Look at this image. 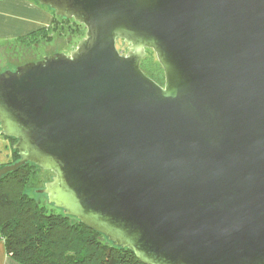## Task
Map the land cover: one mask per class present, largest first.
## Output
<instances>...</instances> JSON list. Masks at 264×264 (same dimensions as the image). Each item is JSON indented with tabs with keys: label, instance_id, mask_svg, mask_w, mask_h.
<instances>
[{
	"label": "water",
	"instance_id": "obj_1",
	"mask_svg": "<svg viewBox=\"0 0 264 264\" xmlns=\"http://www.w3.org/2000/svg\"><path fill=\"white\" fill-rule=\"evenodd\" d=\"M37 1L86 35L0 73V179L52 172L36 191L144 264H264V0Z\"/></svg>",
	"mask_w": 264,
	"mask_h": 264
},
{
	"label": "trees",
	"instance_id": "obj_2",
	"mask_svg": "<svg viewBox=\"0 0 264 264\" xmlns=\"http://www.w3.org/2000/svg\"><path fill=\"white\" fill-rule=\"evenodd\" d=\"M85 35L83 24L54 13L49 26L16 38L12 45L20 49L49 44L51 40L73 38L78 42ZM141 69L164 85V70L149 52L141 62ZM8 139L13 146L16 139ZM13 155L11 163L20 159L17 150L13 149ZM48 173L53 174L27 163L0 179V237L15 261L20 264H144L132 250L116 246L103 234L65 215L62 210L50 212L46 204L32 195L31 191L44 188L50 181L51 177L48 180L45 176ZM41 194L47 200V195Z\"/></svg>",
	"mask_w": 264,
	"mask_h": 264
},
{
	"label": "crops",
	"instance_id": "obj_3",
	"mask_svg": "<svg viewBox=\"0 0 264 264\" xmlns=\"http://www.w3.org/2000/svg\"><path fill=\"white\" fill-rule=\"evenodd\" d=\"M53 18L54 12L35 0H0V41L9 44L20 36L49 26ZM13 159V146L0 129V166ZM0 264H20L8 254L1 237Z\"/></svg>",
	"mask_w": 264,
	"mask_h": 264
},
{
	"label": "rangeland",
	"instance_id": "obj_4",
	"mask_svg": "<svg viewBox=\"0 0 264 264\" xmlns=\"http://www.w3.org/2000/svg\"><path fill=\"white\" fill-rule=\"evenodd\" d=\"M43 6V5H42ZM45 8L51 10V8L45 6ZM67 40H57L56 42H54L53 40L49 41L50 43L47 45V46H44V45H40V47L37 48V56L38 57H42L44 55H48L49 53L51 52H55V51H64V49H67V48H70V46L67 45V48H65L66 46H64V43L66 42ZM8 42H4V41H0V46H4V48H1L0 49V73L4 70H8V69H15L17 64L20 62V61H16V62H13L14 60L12 59V61L9 60V56H12V58L16 59V58H19L20 60H25L26 58H24V55L22 54H15L14 51L18 48L16 47H13V41H10V45L8 46L7 44ZM7 45V46H6ZM63 45V46H62ZM7 47V48H6ZM117 47L120 51H124V52H127L128 51V47L125 43H123L122 41H118L117 43ZM150 53V55L157 59V56L155 54V52L153 51H147ZM14 53V54H13ZM8 58V59H7ZM27 60V59H26ZM21 61V62H22ZM47 177V179L49 180V178L51 177V173H48L45 175ZM51 180V179H50ZM36 190H39V189H36ZM41 190V189H40ZM31 191V190H30ZM31 194L32 195H35L37 198H39L42 202V204H46L48 209L50 210V212H55V213H60L61 212V209L57 208L56 206H54L53 204H50L48 202V198L47 200L42 197L40 191H31Z\"/></svg>",
	"mask_w": 264,
	"mask_h": 264
},
{
	"label": "flooded vegetation",
	"instance_id": "obj_5",
	"mask_svg": "<svg viewBox=\"0 0 264 264\" xmlns=\"http://www.w3.org/2000/svg\"><path fill=\"white\" fill-rule=\"evenodd\" d=\"M83 39V38H82ZM81 39V40H82ZM81 40H79L78 42L76 41V40H74L73 38H70L68 41H66L65 43H64V46H66L65 48H67V45L68 46H70V48H67V49H64V51H55V52H51V53H49L48 55H44V56H42V57H38L37 56V48L38 47H40V45H38V46H34V47H24V48H18V49H16L15 51H14V53L15 54H22V55H24V58H26L25 60H20L19 58H16V59H14V58H12L13 57V55L12 56H9V60L10 61H12V59L14 60L13 62H18V61H20L18 64H17V66H19V65H21V64H24V63H26V62H30V61H39V60H42L44 57H46V56H49V55H52V54H56V53H66V54H70L73 50H75L76 49V47H77V45H78V43L81 41ZM119 41H122L123 43H125L123 40H119ZM77 42V43H76ZM126 45H127V47H128V51H129V45L127 44V43H125ZM41 45H44V46H47L48 44H45V43H42ZM63 46V45H62ZM127 51V52H128ZM148 51H151V50H148ZM123 53H127V52H124V51H122ZM13 53V54H14ZM8 59V58H7ZM22 61V62H21ZM16 66V67H17ZM53 177V174H52V176H51V178Z\"/></svg>",
	"mask_w": 264,
	"mask_h": 264
}]
</instances>
